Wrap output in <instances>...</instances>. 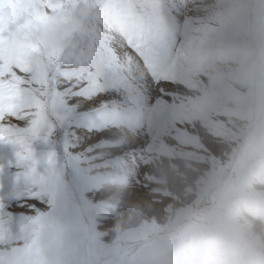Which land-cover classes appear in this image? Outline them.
Instances as JSON below:
<instances>
[{"label": "rangeland", "instance_id": "obj_1", "mask_svg": "<svg viewBox=\"0 0 264 264\" xmlns=\"http://www.w3.org/2000/svg\"><path fill=\"white\" fill-rule=\"evenodd\" d=\"M39 1L41 6L49 3ZM51 2L57 10L61 8L59 0ZM173 2L68 0L72 17L63 16L62 23L70 31L59 38L52 27L41 26L26 13L29 6H36L35 0H0V55L6 69L9 56L28 51L32 45L66 49L86 38L96 51L91 67L83 69L85 78L93 82L91 98L70 103L78 104L85 118L107 106L114 122L104 125L102 134L73 124L66 130L71 139L79 137L82 149L96 146L103 139L102 151L112 153L120 145L112 144L114 133H109L121 132L124 146L136 140L129 148L132 154L127 153L117 162L108 159L110 167H97L105 163L106 157L86 164L75 198L63 211L45 213L36 231L23 238L13 231L0 239V264H50L49 231L55 225L61 226V234L66 233L78 252L71 259L66 257L67 264H188L189 255L180 250L185 245L198 249L202 264H208L207 244L216 250L215 264H264V0H185L181 24L202 23L225 35L222 44L190 61L183 59L184 54L173 43L177 37ZM107 26L112 28L111 33L117 31L112 41L120 38L128 60L114 53L112 41L106 43L102 38ZM16 72L20 78L25 77L22 70L17 68ZM8 78L6 74L4 79ZM153 80H169L174 90L165 91L163 96L159 91L155 94ZM137 94H146L150 102H141L144 112L150 120H158L151 124L146 141L139 135L129 138L134 132L128 130L131 125L118 122L125 105L137 103ZM220 98L240 100L237 110L234 106L221 108ZM7 111L5 104L3 113ZM37 111H44L39 101L26 109L29 121L35 119ZM5 119L11 117L5 115ZM176 120L185 127H177ZM222 120L228 126L224 123L221 130L208 134ZM238 125L243 132L237 136L232 127ZM160 128L169 140L165 145H160ZM56 135L63 138L65 131L57 127ZM200 137L215 138L216 143L210 145L222 156L218 158L219 172L211 183L206 179L209 171L204 164L208 153L199 145ZM77 152L87 159V153L80 149ZM163 154L169 161L186 165V170H181L185 173L170 169L166 175L170 181L183 187L190 182L193 186L184 188L171 213L166 211V216L176 217L167 234L160 232L164 228L160 223L154 239L125 240L136 226H118L122 219L116 216L124 218V208L137 189H145L149 200L153 199L151 206L156 214L167 209L163 199L147 188L151 182L149 171L155 160L162 161ZM109 172L121 178L118 185L112 182V176L106 178ZM100 175L107 184L103 191L116 190L104 193L102 196L109 197L101 201H91L96 194L92 180L98 181ZM67 179L72 182L70 171Z\"/></svg>", "mask_w": 264, "mask_h": 264}, {"label": "snow or ice", "instance_id": "obj_2", "mask_svg": "<svg viewBox=\"0 0 264 264\" xmlns=\"http://www.w3.org/2000/svg\"><path fill=\"white\" fill-rule=\"evenodd\" d=\"M48 2L49 9L56 7L51 0ZM184 8L185 0H174L171 11L177 37L173 43L184 54L183 59L190 61L222 44L225 35L202 23L181 24ZM96 56L86 38L66 49L32 45L28 51L9 56L7 69L0 55V128L9 129L6 134L0 133V239L13 231L23 238L37 230L45 213L63 211L79 190L84 166L105 160L103 139L96 146L82 149L79 137L73 141L66 131L75 124L102 134L111 118L107 106L85 118L78 111L79 105L70 103L91 98L93 82L85 78L83 69L91 67ZM17 68L25 73L24 78L19 77ZM6 74L8 79H4ZM165 84L172 86L171 81L156 83L160 96L169 90ZM38 101L44 111L35 112V119L29 121L26 109ZM5 104L7 113H3ZM5 115L11 119L6 120ZM57 127L65 131L63 138H57ZM77 149L87 153V159ZM110 166L103 163L97 167ZM69 171L71 183L67 179Z\"/></svg>", "mask_w": 264, "mask_h": 264}, {"label": "bare ground", "instance_id": "obj_3", "mask_svg": "<svg viewBox=\"0 0 264 264\" xmlns=\"http://www.w3.org/2000/svg\"><path fill=\"white\" fill-rule=\"evenodd\" d=\"M61 2H62L61 8L57 10L56 7L53 9H49V3L41 6L40 1L35 0L36 6L34 7L29 6L28 9L26 10V13H28L30 15L29 17H31L32 19L37 20V22L40 23L41 26L47 25L49 27H52L53 31L56 32V36L59 38H62L64 36L65 31L66 33H69L67 31H70V29H68V26L62 23L63 21L62 17L65 16L66 19L72 17L71 15L72 11L68 9V0H59V3ZM110 25L111 24H109V26ZM106 28H107L106 29L107 32H105L104 34L105 37H102V38L106 41V43L108 42L111 44V41L113 40V38L117 36V31L115 30L114 33H111L112 28L109 29L108 26ZM46 30H48V28ZM117 40L118 41L116 40L112 41V45H113L112 50H114V53L117 56H120L121 59L128 60L129 59L128 54H127V51L123 43L121 42L120 38H117ZM163 81H169V80H163ZM165 88H168L170 91L174 90L173 86H169L168 84H165ZM155 91H156L155 94L156 93L159 94L157 87ZM137 96L139 99L137 103L136 102L132 103L130 101V103L125 105L124 110L120 111L118 122H120L121 125H125V124L131 125V127H129L128 130H134V132H131V135L133 136L129 138H134L139 135L138 138L140 140L146 141L151 124L158 122V120L156 119L150 120V118H148L146 113L144 112L146 109L144 108V105H142L141 102L143 100L147 103L150 102L146 94H142V95L137 94ZM211 98H212V95L211 97H209V99L211 100ZM102 101L103 99L101 98V102ZM239 101L240 100L238 99H232L230 101L228 100L225 101L223 98L218 99V103L223 104V106L221 107L223 109H227L229 106H234V110H237L238 108L237 104L239 103ZM131 111L133 113H131ZM245 116H246V119H249L248 114H246ZM216 120H219V119L216 117ZM108 122H110L112 125L114 122V119L110 118ZM224 123L225 125L228 126V123L226 122V120H222L220 125H215L214 130H212L208 134H213V133H216L217 130H221L224 127ZM176 124H177V127L179 128L185 127V125L179 120H176ZM246 126L247 125H244L245 129H246ZM232 128L235 130V132H237V136L243 132V128L240 125L236 127H232ZM7 130H8L7 127L0 128V133L5 132ZM159 130L161 131L160 137H159L161 141L160 145H165L169 142V140L165 136V130L161 128ZM117 132H111L109 134L114 133V136L111 138L112 144L114 145L118 144L120 146L116 148L117 150H114L115 151L114 153L111 152L112 153L111 156L108 155L109 153L108 151H103L106 157V160L104 161L105 163H109L108 159H112L113 156L119 157V159L117 160L112 159V161L114 162H117L121 160L122 158L126 157V154L129 152V148L134 146V142L136 141L135 140L134 142H128L130 146H124L125 142L123 143L122 133L121 132L117 133ZM216 141L217 140L215 138H212L211 140V137H204L202 140L200 137L198 141L199 145H202L203 149H205L208 153V159L204 161V164H205V168H207L209 171V175L206 177L209 183H211V180L219 172L220 163H218V158L221 159L222 157L220 155V151L218 153L217 149L210 145V142L216 143ZM128 154H132V153H128ZM214 159L215 161L213 162ZM155 161L156 162H154V166H152L151 171H149L150 172L149 175L151 176V179H150L151 182L147 183V188L152 190L151 191L152 193L153 192L157 193L158 197L163 199V207H167V209L160 214H156L153 211L154 209H152V206H151V203H154V202H151L153 199L149 200V198L147 197L148 193L146 194V192L144 191L145 189L144 190L137 189L136 192L134 193L133 200L129 201V203L124 208V218L125 219L122 218L121 214L119 216H116L117 220L122 219L119 222H117L118 226H122V227L124 225L136 226L132 236L123 238L125 240H129L132 242H137V241L140 242V241H144V239H150V238L154 239V237L156 236L155 230H158V225L160 223L163 224V227H164L163 229L160 230V232H162L163 234H167L169 226L176 219V217L166 216L165 215L166 211L171 213L172 206L176 205V201H177L176 198L181 197V195L185 193L184 188L189 189L190 186H193V184L190 182H187V184L184 187L182 185H177L178 183L170 181L169 175L166 176L168 174V171L172 168L174 170L180 171L181 173H185L186 171H181V170H186L185 164L177 162V161H172V160L169 161L168 156L166 154L162 155V161H159V160H155ZM199 169H201V167H198V170ZM111 174L112 172H109V174L107 173L106 178L108 179L109 176H112L113 179L115 180V181L112 180V182L115 183L116 185L118 181L121 180V178L118 176L115 178V176ZM102 178H103V175H100L98 181L92 180V183L95 184L96 186L95 188L96 194L94 197L90 198L91 201H101L102 199L109 197L107 195L102 196L104 193L116 190V188H107L105 191H103L102 189H104L103 188L104 185H107V184L102 180ZM144 182L146 181L144 180ZM139 200H140V205H137ZM87 207L88 208L90 207L89 204H87ZM157 216L159 217V219L157 218ZM70 240L71 239L67 237L66 233H62L60 235L61 248L63 252L65 253L67 259L73 258V256L77 255L78 253L76 247L70 242ZM191 249L189 245H185L180 248V250L183 253H186L189 255L186 258L187 263L188 264H202L199 250L196 248H191ZM159 250L160 249H155L154 252H157ZM206 250H207L208 264H215L216 250H214L211 244L206 245Z\"/></svg>", "mask_w": 264, "mask_h": 264}, {"label": "clouds", "instance_id": "obj_4", "mask_svg": "<svg viewBox=\"0 0 264 264\" xmlns=\"http://www.w3.org/2000/svg\"><path fill=\"white\" fill-rule=\"evenodd\" d=\"M61 232L62 229L60 225L53 226L49 231V236L52 244L48 254L50 264H67L65 253L61 248Z\"/></svg>", "mask_w": 264, "mask_h": 264}]
</instances>
